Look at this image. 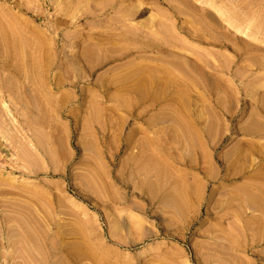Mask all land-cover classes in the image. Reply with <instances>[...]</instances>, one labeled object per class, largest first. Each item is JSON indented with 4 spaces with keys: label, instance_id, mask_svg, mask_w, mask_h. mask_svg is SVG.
Returning <instances> with one entry per match:
<instances>
[{
    "label": "rangeland",
    "instance_id": "obj_1",
    "mask_svg": "<svg viewBox=\"0 0 264 264\" xmlns=\"http://www.w3.org/2000/svg\"><path fill=\"white\" fill-rule=\"evenodd\" d=\"M0 264H264V0H0Z\"/></svg>",
    "mask_w": 264,
    "mask_h": 264
},
{
    "label": "bare ground",
    "instance_id": "obj_2",
    "mask_svg": "<svg viewBox=\"0 0 264 264\" xmlns=\"http://www.w3.org/2000/svg\"><path fill=\"white\" fill-rule=\"evenodd\" d=\"M259 31V30H258ZM156 73V72H155ZM166 76V75H165ZM150 78V77H149ZM164 75L162 76H159V77H153V76H151V78L149 79L150 81L149 82H151V84H152V87L154 88L155 86H157L158 84H161L162 82H163V80H164ZM166 80V79H165ZM169 80H170V77H169ZM164 83V82H163ZM152 88V89H153ZM152 178V177H151ZM154 181V180H153ZM151 179H149V178H143V179H141L139 182H137V181H133V183L135 184L134 186H139V185H142V187L144 188H140V191H142V192H145V193H148V194H150L152 191H151V189H150V186L152 185V182H153ZM188 181V180H187ZM183 182V181H182ZM161 183H162V185H163V187L165 188L164 189V192H168V191H170V189H171V187L176 183V180H172V179H170V178H165V179H163L162 181H161ZM191 183H193V182H191ZM188 185L190 186L191 184L190 183H188ZM187 187V186H186ZM135 188V187H134ZM192 193V192H191ZM173 197V196H172ZM142 198V197H141ZM196 198V197H195ZM158 200V199H157ZM152 205V204H151ZM172 205V204H171ZM256 205V204H255ZM258 205V204H257ZM259 206V205H258ZM132 216V215H131ZM149 216H152V215H149ZM129 217V216H128ZM153 217V216H152ZM133 219V218H132ZM134 219H136V217H134ZM137 221V220H136ZM140 221H142V220H140ZM140 221H139V223H140ZM137 223H138V221H137ZM143 224H145L144 222H142V224L141 225H139L138 227H136V228H142L143 227ZM145 227V226H144ZM131 228V230H133L134 229V227H130ZM92 254V253H91Z\"/></svg>",
    "mask_w": 264,
    "mask_h": 264
}]
</instances>
